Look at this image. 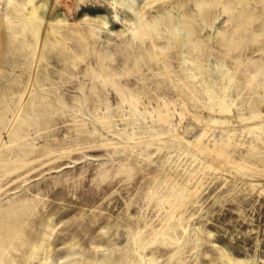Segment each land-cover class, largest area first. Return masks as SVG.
I'll return each mask as SVG.
<instances>
[{
  "label": "rangeland",
  "instance_id": "rangeland-1",
  "mask_svg": "<svg viewBox=\"0 0 264 264\" xmlns=\"http://www.w3.org/2000/svg\"><path fill=\"white\" fill-rule=\"evenodd\" d=\"M0 264H264V0H0Z\"/></svg>",
  "mask_w": 264,
  "mask_h": 264
}]
</instances>
